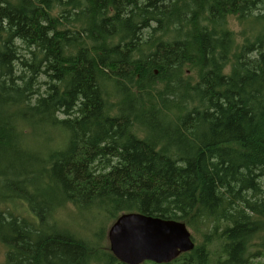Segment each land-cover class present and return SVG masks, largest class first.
<instances>
[{"label":"trees","instance_id":"trees-1","mask_svg":"<svg viewBox=\"0 0 264 264\" xmlns=\"http://www.w3.org/2000/svg\"><path fill=\"white\" fill-rule=\"evenodd\" d=\"M69 207L100 239L124 213L201 233L169 264L264 255V0H0L6 263L122 264Z\"/></svg>","mask_w":264,"mask_h":264},{"label":"water","instance_id":"water-1","mask_svg":"<svg viewBox=\"0 0 264 264\" xmlns=\"http://www.w3.org/2000/svg\"><path fill=\"white\" fill-rule=\"evenodd\" d=\"M108 240L122 264H169L196 247L184 222L140 213L120 215L108 230Z\"/></svg>","mask_w":264,"mask_h":264},{"label":"rangeland","instance_id":"rangeland-1","mask_svg":"<svg viewBox=\"0 0 264 264\" xmlns=\"http://www.w3.org/2000/svg\"><path fill=\"white\" fill-rule=\"evenodd\" d=\"M239 29V28H235ZM58 218L60 221L65 225L67 224L72 230H74L79 235L88 238V239H98L96 243H99L101 248H106L110 250L109 240H108V230L110 226L113 224L109 223L107 226V230L105 231V236L101 237L102 239L98 238L95 234L97 230V225H87L85 222V215H78L77 211H75L74 208L69 207L63 211L58 212ZM107 225L108 223L105 222ZM192 236L195 238L196 243H200L201 241V233H196L193 230H191ZM100 240V242H99ZM0 264H7L6 263V251L3 247H0ZM251 264H264V255H262L258 259H253L251 261Z\"/></svg>","mask_w":264,"mask_h":264}]
</instances>
